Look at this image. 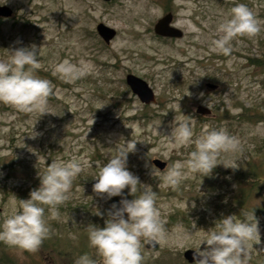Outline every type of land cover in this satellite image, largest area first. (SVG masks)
Masks as SVG:
<instances>
[{"label": "rangeland", "instance_id": "rangeland-1", "mask_svg": "<svg viewBox=\"0 0 264 264\" xmlns=\"http://www.w3.org/2000/svg\"><path fill=\"white\" fill-rule=\"evenodd\" d=\"M236 3L247 5L261 30L253 37L234 38L232 52L224 56L210 49V40L219 35L217 25ZM0 6L12 10L10 19H0V59L10 46L35 44L40 47L36 74L52 85L48 113L0 103V220L13 195L27 199L39 186L38 176L48 164L72 158L82 164L68 199L58 206L60 215L49 218L45 206L49 234L38 249L26 251L0 241V257L14 264H74L87 253L101 264L89 246L87 226L103 227L111 204L92 191L95 165L107 162L112 148L128 140L136 146L127 156V168L141 184L152 186L167 234L165 242L155 241V250L146 249L147 239L141 238L142 264H188L183 252L204 248L199 247L201 229L213 227L223 216L240 218L233 171L259 165L264 156V66L252 65L264 55V0H0ZM168 12L183 34L180 39L153 33L156 21ZM98 24L115 31L108 45L95 31ZM66 58L90 61L92 71L67 81L53 71ZM129 74L148 84L154 104L144 105L131 93L125 84ZM198 106L210 115L196 114ZM184 121L191 124L193 139L206 130L225 129L239 144L236 151L221 152L219 165L209 174H189L172 188L163 184L161 173L186 159L194 145H174L165 136ZM154 159L166 163L165 169L154 167ZM124 191L125 199L134 198ZM249 202L264 203V187ZM254 217L260 240L250 242L247 264H264V215Z\"/></svg>", "mask_w": 264, "mask_h": 264}, {"label": "clouds", "instance_id": "clouds-1", "mask_svg": "<svg viewBox=\"0 0 264 264\" xmlns=\"http://www.w3.org/2000/svg\"><path fill=\"white\" fill-rule=\"evenodd\" d=\"M260 24L246 4L236 3L228 17L217 25L219 35L210 40V49L229 56L233 39L255 36L261 30ZM192 28L199 31L194 25ZM39 48L30 44L6 49V57L0 59V103L22 111H38L41 115L48 113L52 85L50 80L36 74L35 70L40 68ZM92 68L91 62L85 59L73 63L66 58L57 63L53 71L67 81H75L89 74ZM193 135L191 124L184 121L173 127L169 136H165L174 145L192 144L194 148L186 159L174 161L161 173L164 185L176 188L189 174H209L219 165V154L236 151L239 144L237 138L225 129L206 130L195 139ZM116 145L107 162H96L98 171L92 191L110 199L122 197V190L127 188L128 194L134 198L122 197L119 206L113 204L104 213L107 218L103 227L88 224L89 246L95 250L101 264H142L141 238L165 242L167 234L160 220L152 186L141 184L127 168V156L135 150L136 143L128 140L118 147ZM81 171L82 164L76 158L48 164L38 176L39 186L29 192L27 199L12 196L9 210L0 220V241L26 251L37 250L49 234L45 206L49 218H57L60 215L58 206L68 199L72 181ZM97 215L101 213L97 211ZM179 230L186 232L182 226ZM201 230L203 235L199 247L203 244L204 248H198L194 264H247L250 242L260 240L258 221L253 212L245 219L235 215L223 216L215 221L213 227ZM186 234L191 236L190 232ZM74 264H97V260L84 253L76 258Z\"/></svg>", "mask_w": 264, "mask_h": 264}, {"label": "water", "instance_id": "water-1", "mask_svg": "<svg viewBox=\"0 0 264 264\" xmlns=\"http://www.w3.org/2000/svg\"><path fill=\"white\" fill-rule=\"evenodd\" d=\"M105 3H108L113 0H101ZM12 16V10L7 6H0V18L8 19ZM173 23V15L168 12L163 17L158 19L153 26L154 35L161 38L168 39H180L183 34L182 32L172 25ZM95 31L98 37L103 41L105 45H108L110 41L115 37V31L104 24H98L95 28ZM125 84L131 91V93L137 97L140 103L144 105H152L155 103V96L153 91L150 89L148 84L141 80L138 77L133 75H127L125 77ZM208 89H215L216 86L213 84H206ZM196 114L208 116L210 115V111L206 108L198 106L196 109ZM154 167H156L159 171H162L166 167V163L160 161L159 159H154L152 161ZM158 245L154 240H147L145 244V248L148 250L157 249ZM184 261L188 264H194L195 258H197V252L193 250H185L182 255Z\"/></svg>", "mask_w": 264, "mask_h": 264}, {"label": "trees", "instance_id": "trees-1", "mask_svg": "<svg viewBox=\"0 0 264 264\" xmlns=\"http://www.w3.org/2000/svg\"><path fill=\"white\" fill-rule=\"evenodd\" d=\"M264 54V53H263ZM252 65L254 67H263L264 66V55L261 58L253 59ZM246 116V115H245ZM252 118H259L260 115H251ZM249 117V115H248ZM234 179L237 183V195L234 198V204L238 208L237 216L245 219V216L253 215L263 216L264 215V203L253 204L249 202V198L255 193H257L261 188L264 187V156L260 158L259 165H252L246 171H233ZM248 188H247V187ZM128 195L122 190V197L126 198ZM121 196L112 197L109 200L111 206L113 204H118ZM22 199V198H19ZM9 262L14 264V261L4 257H0V264H6Z\"/></svg>", "mask_w": 264, "mask_h": 264}]
</instances>
